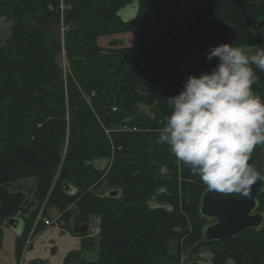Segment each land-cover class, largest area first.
I'll return each instance as SVG.
<instances>
[{
    "label": "trees",
    "instance_id": "1",
    "mask_svg": "<svg viewBox=\"0 0 264 264\" xmlns=\"http://www.w3.org/2000/svg\"><path fill=\"white\" fill-rule=\"evenodd\" d=\"M132 2L136 12L125 19L120 11ZM207 5L213 19L237 30L229 43L258 41L264 49V27L252 29L264 16V0H0V19L13 22L10 37H0V207L11 213L7 221L22 220L16 200L25 195L7 186L30 179L37 194L45 192L58 171L55 197L80 199L62 217V227L72 232L74 224L91 227L93 215L100 220L95 248L94 240L83 239L63 264H180L167 241L177 239L178 250L181 237L190 261L200 259L202 245L222 244L202 264H223L227 257L236 264H264V226L221 242L203 241L202 230L212 222L198 212L206 186L167 145L156 143L171 112L166 99L191 75L183 74L185 50L177 48L176 39L192 22L189 14ZM25 21L63 25L71 38L64 45L43 43ZM125 32L136 36L129 46L116 39L99 43L101 36ZM63 50L69 62L65 70L59 60ZM203 54L197 57L200 73L217 63ZM254 70L259 79L253 90L264 99V71ZM162 168L167 175L160 174ZM95 182L101 184L92 189ZM102 189L120 195L103 197ZM258 201L264 213V192ZM69 216L76 221L67 224ZM33 222L16 237L17 260ZM85 251L95 257L87 259Z\"/></svg>",
    "mask_w": 264,
    "mask_h": 264
},
{
    "label": "clouds",
    "instance_id": "2",
    "mask_svg": "<svg viewBox=\"0 0 264 264\" xmlns=\"http://www.w3.org/2000/svg\"><path fill=\"white\" fill-rule=\"evenodd\" d=\"M206 58L217 60L211 71L187 76L166 99L171 112L156 143L167 145L207 190L249 197L264 179L249 163L264 145V99L252 87L259 79L254 66L264 71V49L222 42Z\"/></svg>",
    "mask_w": 264,
    "mask_h": 264
},
{
    "label": "rangeland",
    "instance_id": "3",
    "mask_svg": "<svg viewBox=\"0 0 264 264\" xmlns=\"http://www.w3.org/2000/svg\"><path fill=\"white\" fill-rule=\"evenodd\" d=\"M131 2V1H130ZM134 3V2H132ZM131 4V3H129ZM62 7V6H61ZM121 12V11H120ZM264 18V16L262 17H258L257 19L254 20V23H257L260 19ZM12 21L10 20H4V19H0V37L2 39H7L10 37L11 35V27H12ZM28 27L35 29L40 37H41V41L43 43H49L53 40H60L61 43L64 45V43L66 41H69V39L71 38L70 33L68 32V30H66L65 27H63V25H42V24H33L30 22L25 21L24 22ZM116 39L118 41L123 42L124 46H129L131 44L134 43V41L136 40V36L131 33V32H125V33H121V34H115L111 36H101L99 37V43L102 45H106L108 44L111 40ZM239 46L244 47V48H252L254 50H258V49H262V45L260 43H258V41H249L248 43H239ZM211 47H207L204 50H197V49H185L184 53L182 54V63H184L185 67L183 69L184 71V75L185 74H189L191 73L193 70L196 68V62L193 66V68L191 69L192 71H190L188 68L191 66V61H195V59L193 58L194 56H198L200 57V55L204 54L207 55V52L210 50ZM193 51V52H192ZM192 52L193 56H190V53ZM203 54V55H204ZM60 63L62 65V67L65 69L68 68V60L66 59V55H65V51H62L61 56L59 57ZM140 109L142 111H147L148 108L146 107L145 104H141L139 105ZM121 127H117V130H120ZM124 130V129H123ZM110 131L106 130V133H109ZM152 145V143H150V146ZM249 163L256 168V170L258 172H260L261 174L264 175V145H257L252 153V156L249 160ZM60 166V165H59ZM167 173H165L166 175ZM58 177V171L55 173V176L50 184V187L48 188V190H46L45 192L39 191L38 194L35 192L34 188L35 185L33 183L32 180L28 179V180H23L21 186L22 187H29L28 189L25 188L24 190H20L18 189L17 191H21L25 197L23 199H17L16 201L18 203H20V208H23L25 210H27V213H21V217L23 220V225L26 226V223H28L29 221H33V225L31 227V230H29L28 232V236L25 240L24 246H23V251L28 249L32 242L30 241L32 239V237H35V231L37 229V227L41 224L44 225L43 222L46 219H49L51 221L52 226L58 227V228H62V229H66L62 226H64L65 222L63 221L62 217L63 216H67V212H68V208L70 206H79L80 203V199H78V197L76 198H58L55 197V192L57 189H55L54 184L56 182V178ZM101 184V183H100ZM99 182H95L94 183V187L96 188L98 185H100ZM16 186V185H15ZM23 200V202H22ZM82 200V199H81ZM25 201H27V203H25ZM5 208V205H4ZM4 208L3 205L0 207V230H1V234L2 236L0 237V264H15V253L13 251V247H14V242H15V234L12 233V231L8 228V226L6 225L7 222V218L11 213L8 212H4ZM20 210V209H19ZM30 213V214H29ZM29 214L28 216H25ZM35 218V219H34ZM98 219V220H97ZM67 220L69 222H67V224H72L74 223L76 220H74L73 216H69L67 218ZM91 224H94L98 227L97 230H92V228L88 231L87 234L84 235L83 239L84 240H94L93 241V246L95 248L96 246V239L99 237L100 234V220L98 217H96L95 215L91 216ZM210 220V219H209ZM206 222H210L208 220H206ZM66 224V226H67ZM90 224V225H91ZM24 226H23V230H24ZM7 227V228H5ZM45 227V226H44ZM43 227V228H44ZM67 230V229H66ZM69 231V230H68ZM180 246L178 245V250H177V239H172L167 241V247H168V251L171 253H176V251H178L177 253L180 256V264L183 262L184 264H202L201 260H210L213 253L216 251H219L220 249L224 248V245L222 244H207V245H202L199 248V257L200 259L197 260H192L190 261L189 259H187L185 257V252H189L188 247L185 245L186 243V238L181 237V239L179 240ZM7 252V258L6 256H4L3 254H6ZM23 253V252H22ZM83 256L85 257H89L87 259H93L95 257L94 253L91 252H83ZM94 256V257H93ZM22 258L19 257L18 260H16L17 262L20 261ZM7 260V263H6ZM43 262V261H42ZM223 264H236L235 261L232 258H225L223 260Z\"/></svg>",
    "mask_w": 264,
    "mask_h": 264
},
{
    "label": "water",
    "instance_id": "4",
    "mask_svg": "<svg viewBox=\"0 0 264 264\" xmlns=\"http://www.w3.org/2000/svg\"><path fill=\"white\" fill-rule=\"evenodd\" d=\"M137 4L125 7L121 10V16L125 19L132 18L136 12ZM212 5L200 7L191 12L189 17L192 22L182 28V32L176 39V46L180 50L195 48L197 46L216 42H230L238 37L237 30L231 25L219 22L211 17ZM264 27V19L252 26L253 30ZM261 176H264L261 174ZM22 181L16 186L8 185L10 191L22 190ZM24 190V189H23ZM64 190L74 194L75 189L68 183H64ZM264 192V179H257L251 189L249 197H242L238 194H224L209 191L207 188L201 195V203L198 209L199 214L212 220L203 230V241L221 242L238 236L250 229L259 230L264 226V213L260 212L258 198ZM98 195L103 197H118L119 190L102 189ZM27 203V201H25ZM22 213L27 210L20 208ZM7 225L16 236L23 231V221L20 217L10 218ZM74 234H84L89 231L88 224H74L71 227ZM194 264V263H193ZM196 264V263H195Z\"/></svg>",
    "mask_w": 264,
    "mask_h": 264
},
{
    "label": "crops",
    "instance_id": "5",
    "mask_svg": "<svg viewBox=\"0 0 264 264\" xmlns=\"http://www.w3.org/2000/svg\"><path fill=\"white\" fill-rule=\"evenodd\" d=\"M25 188L27 187H23V189ZM8 228L12 231L9 226ZM12 233L14 232L12 231ZM15 237H17L16 234ZM82 240L83 237L80 234H74L66 229L55 226L44 227L35 237H32L31 246L23 251L20 261L17 262L15 259V264H30L34 260L43 261L44 264H63V260L69 252L81 249ZM13 251L14 253L16 251V239ZM3 255L7 258V252Z\"/></svg>",
    "mask_w": 264,
    "mask_h": 264
},
{
    "label": "flooded vegetation",
    "instance_id": "6",
    "mask_svg": "<svg viewBox=\"0 0 264 264\" xmlns=\"http://www.w3.org/2000/svg\"><path fill=\"white\" fill-rule=\"evenodd\" d=\"M191 49V48H190ZM192 50V49H191ZM193 52V51H192ZM192 52L190 53V56L192 57L193 56V54H192ZM198 57V56H197ZM197 57L196 56H194L193 58L195 59V61H191V66L188 68L190 71H192L190 74H195V75H199V73H200V69H199V65H198V63H197ZM195 62H196V68L195 69H192L193 68V66H194V64H195ZM192 69V70H191ZM89 229H90V227H89Z\"/></svg>",
    "mask_w": 264,
    "mask_h": 264
},
{
    "label": "built area",
    "instance_id": "7",
    "mask_svg": "<svg viewBox=\"0 0 264 264\" xmlns=\"http://www.w3.org/2000/svg\"><path fill=\"white\" fill-rule=\"evenodd\" d=\"M114 110H115V109H114ZM165 173L168 174L167 170H166L165 168H162V169L160 170V174H161L162 176H165ZM167 174H166V175H167ZM97 220H98V219H97ZM43 224H44L45 227H47V226H52L51 221H50L49 219H46V220L43 222ZM91 228H92V230H97V229H98V227H97L96 225H94V224L91 225Z\"/></svg>",
    "mask_w": 264,
    "mask_h": 264
}]
</instances>
